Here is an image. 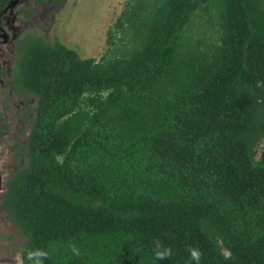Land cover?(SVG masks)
<instances>
[{"label":"trees","instance_id":"trees-1","mask_svg":"<svg viewBox=\"0 0 264 264\" xmlns=\"http://www.w3.org/2000/svg\"><path fill=\"white\" fill-rule=\"evenodd\" d=\"M117 25L99 59L20 50L18 264H264V0H130Z\"/></svg>","mask_w":264,"mask_h":264},{"label":"rangeland","instance_id":"rangeland-1","mask_svg":"<svg viewBox=\"0 0 264 264\" xmlns=\"http://www.w3.org/2000/svg\"><path fill=\"white\" fill-rule=\"evenodd\" d=\"M130 0H21L14 11H7L2 24L11 32L12 39L0 36V167L3 178L8 179L12 171L27 162V156L11 148L18 144L25 151L24 139L29 131V108L35 98L24 99L16 90L14 80L19 69V53L25 38L40 36L45 41L59 39L77 50L81 57L101 58L112 44L108 42V30L114 31L113 42L120 49L127 44L129 34L122 31L117 20ZM32 10L33 14L25 13ZM197 32L205 25L197 19ZM208 25V24H207ZM127 26V24H126ZM128 27V26H127ZM7 31V30H6ZM1 32V31H0ZM18 76V75H17ZM7 166V167H6ZM3 189L0 191V264L21 261L24 236L18 232L5 214L1 205Z\"/></svg>","mask_w":264,"mask_h":264},{"label":"flooded vegetation","instance_id":"flooded-vegetation-1","mask_svg":"<svg viewBox=\"0 0 264 264\" xmlns=\"http://www.w3.org/2000/svg\"><path fill=\"white\" fill-rule=\"evenodd\" d=\"M9 4V3H8ZM19 4V3H18ZM18 4L15 6V7H17L18 6ZM15 7H14V9H15ZM14 9H13V11H14ZM7 11H12L10 8H8L6 11H2V12H0L1 14H0V36L1 37H3L6 41H8V40H11L12 39V34H11V32L6 28V26H4L3 24H2V22H1V20H3V17L5 16V14H6V12ZM29 12V10L25 13L26 15H27V13ZM7 30V31H6ZM4 34H7L8 36H7V38H5L4 37ZM17 73V72H16ZM1 160V159H0ZM4 163H2L1 161H0V167L3 165ZM7 167V166H6ZM11 174V173H10ZM10 176V175H9ZM7 180L8 179H6V178H3V176H2V173L0 172V191H2V189H3V193L5 192V190H6V182H7Z\"/></svg>","mask_w":264,"mask_h":264},{"label":"clouds","instance_id":"clouds-1","mask_svg":"<svg viewBox=\"0 0 264 264\" xmlns=\"http://www.w3.org/2000/svg\"><path fill=\"white\" fill-rule=\"evenodd\" d=\"M190 252H191V258L194 259V260H196L198 262L199 261L200 253L197 250H194V249H190ZM156 255H157V258L158 259H164V258H166V255L164 253H157Z\"/></svg>","mask_w":264,"mask_h":264},{"label":"water","instance_id":"water-1","mask_svg":"<svg viewBox=\"0 0 264 264\" xmlns=\"http://www.w3.org/2000/svg\"><path fill=\"white\" fill-rule=\"evenodd\" d=\"M21 0H11L10 2H9V4L6 6V8L3 10V12L4 11H6L8 8H10L12 11H13V9H14V7L20 2ZM1 14V13H0ZM7 34H4V37L5 38H7Z\"/></svg>","mask_w":264,"mask_h":264}]
</instances>
